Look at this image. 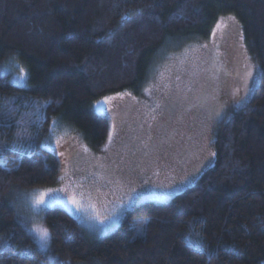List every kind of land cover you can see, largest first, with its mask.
I'll return each mask as SVG.
<instances>
[{"label":"trees","instance_id":"1","mask_svg":"<svg viewBox=\"0 0 264 264\" xmlns=\"http://www.w3.org/2000/svg\"><path fill=\"white\" fill-rule=\"evenodd\" d=\"M228 15L259 81L219 125L213 165L104 236L46 209L50 242L40 250L18 204L57 183L61 153L39 145L53 122L101 147L110 123L93 104L138 94L166 56ZM17 66L27 88L13 82ZM0 121V264H264V0H0Z\"/></svg>","mask_w":264,"mask_h":264},{"label":"rangeland","instance_id":"2","mask_svg":"<svg viewBox=\"0 0 264 264\" xmlns=\"http://www.w3.org/2000/svg\"><path fill=\"white\" fill-rule=\"evenodd\" d=\"M245 47L237 19L221 17L206 39L166 56L138 94L125 90L100 98L102 110L97 102L92 107L109 119L110 131L99 148L54 121L39 145L58 150L63 161L57 153L55 185L19 200L30 229L46 228L44 211L57 207L91 235L104 236L136 206L165 203L193 187L214 163L213 143L222 120L244 105L258 84V65ZM214 111L221 115L213 116ZM49 190L51 207L34 213L25 206L32 194ZM32 235L40 250L48 249L50 238L42 246Z\"/></svg>","mask_w":264,"mask_h":264},{"label":"snow or ice","instance_id":"3","mask_svg":"<svg viewBox=\"0 0 264 264\" xmlns=\"http://www.w3.org/2000/svg\"><path fill=\"white\" fill-rule=\"evenodd\" d=\"M249 75H251V73H249ZM29 78H30V74L23 67H18L17 75L14 77L13 82L15 84L19 85L20 88H27L28 87L27 80ZM246 95H247V93H246ZM107 99H109V98H106V100ZM241 99H243V98H241ZM239 103H240V101L238 100L237 104H239ZM99 104H100V102H97L98 110H102V109H99ZM212 115L213 116H220L221 113H220V111H214L212 113ZM0 127H8V124L4 121H0ZM20 139H22V136L20 137ZM57 144H59V141H57ZM49 150L52 152L56 151V149H54V148H50ZM51 191L52 190H49L48 192H41L38 195L35 193L32 194L30 201L27 199L25 200V206L30 205L31 210L34 213H39L44 208L51 207L52 205L49 202L53 199L51 196H49V193ZM46 196L49 197L48 200L45 199ZM56 202L57 203H63V201L59 200V199H57ZM71 202L74 205L78 203L76 200H72ZM101 223H103V221H101ZM30 231L35 233V235L38 237L39 241L41 242L42 246L47 244V241L50 238L49 231L47 228L34 226Z\"/></svg>","mask_w":264,"mask_h":264}]
</instances>
